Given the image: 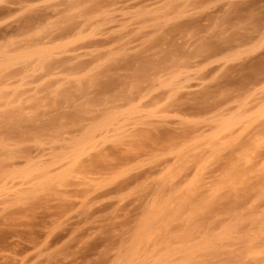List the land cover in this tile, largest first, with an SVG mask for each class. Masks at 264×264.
Listing matches in <instances>:
<instances>
[{"label":"rangeland","instance_id":"1","mask_svg":"<svg viewBox=\"0 0 264 264\" xmlns=\"http://www.w3.org/2000/svg\"><path fill=\"white\" fill-rule=\"evenodd\" d=\"M0 264H264V0H0Z\"/></svg>","mask_w":264,"mask_h":264}]
</instances>
